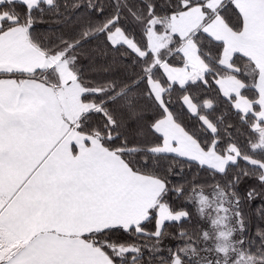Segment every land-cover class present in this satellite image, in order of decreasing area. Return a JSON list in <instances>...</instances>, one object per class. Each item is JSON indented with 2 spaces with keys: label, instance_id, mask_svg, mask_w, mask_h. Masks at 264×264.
<instances>
[{
  "label": "snow or ice",
  "instance_id": "snow-or-ice-1",
  "mask_svg": "<svg viewBox=\"0 0 264 264\" xmlns=\"http://www.w3.org/2000/svg\"><path fill=\"white\" fill-rule=\"evenodd\" d=\"M0 264H264V0H0Z\"/></svg>",
  "mask_w": 264,
  "mask_h": 264
},
{
  "label": "trees",
  "instance_id": "trees-1",
  "mask_svg": "<svg viewBox=\"0 0 264 264\" xmlns=\"http://www.w3.org/2000/svg\"><path fill=\"white\" fill-rule=\"evenodd\" d=\"M219 111H220V110L218 109V110H217V114H219Z\"/></svg>",
  "mask_w": 264,
  "mask_h": 264
}]
</instances>
